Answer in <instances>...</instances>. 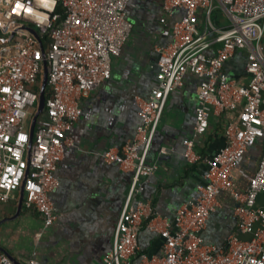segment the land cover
I'll return each instance as SVG.
<instances>
[{
  "label": "built area",
  "instance_id": "built-area-1",
  "mask_svg": "<svg viewBox=\"0 0 264 264\" xmlns=\"http://www.w3.org/2000/svg\"><path fill=\"white\" fill-rule=\"evenodd\" d=\"M128 1L0 0V201L24 180L23 204L39 212L44 226L57 217L50 192L59 185L56 169L72 142L67 132L81 113L80 99L110 78L111 62L131 34ZM161 8L160 21L175 8L182 14L170 24L169 42L156 47V82L138 101L132 138L101 153L105 162L131 172V181L111 248L96 264H129L144 222L162 239V250L140 251L139 264H264V0H162ZM240 50L246 51L241 80L224 69ZM43 61L48 95L30 139ZM188 72L200 78L193 135L183 140L182 155L190 163L205 161L204 181L171 219H160L152 203L136 194L140 177L157 168L146 155L167 97ZM226 110L236 116L224 125V144L202 156L195 138L206 131L210 116ZM259 141L260 156L248 172L245 153ZM235 175L244 188L235 184ZM222 191L232 197L236 229L247 237L229 233L217 244L205 241L202 232ZM0 264L14 263L0 251ZM27 264L41 263L31 256Z\"/></svg>",
  "mask_w": 264,
  "mask_h": 264
},
{
  "label": "crops",
  "instance_id": "crops-1",
  "mask_svg": "<svg viewBox=\"0 0 264 264\" xmlns=\"http://www.w3.org/2000/svg\"><path fill=\"white\" fill-rule=\"evenodd\" d=\"M161 2L128 1L126 16L132 30L120 55L111 62V76L80 99L81 113L67 132L72 142L65 146L56 169L59 185L50 192L55 221L44 226L39 212L24 206L20 186L9 199L0 201V251L14 264H27L31 256L41 264H96L110 250L131 172L105 162L101 153L132 138L139 121L138 101L148 96L156 82V47L169 42L170 24L182 14L175 8L166 21H160ZM200 15L197 24L201 28ZM215 46L212 44L213 49ZM245 53L238 51L224 64V69L239 80L243 78ZM199 78L188 72L183 83L169 93L146 155V161L157 168L139 180L136 197L149 200L160 219H171L176 208L192 198L197 184L204 181L205 161L190 163L182 155L183 140L193 135ZM235 116V110L210 116L206 131L195 138L194 149L202 156L213 154L225 142L227 119ZM260 153L254 146L245 153L242 163L248 172L254 171ZM235 184L244 188L238 175ZM217 201L219 205L202 232L204 240L222 244L229 233L247 237L236 229L234 202L228 192H219ZM161 245L160 236L144 222L138 250L129 264H139L140 251L161 253Z\"/></svg>",
  "mask_w": 264,
  "mask_h": 264
},
{
  "label": "water",
  "instance_id": "water-1",
  "mask_svg": "<svg viewBox=\"0 0 264 264\" xmlns=\"http://www.w3.org/2000/svg\"><path fill=\"white\" fill-rule=\"evenodd\" d=\"M30 31H32L33 33H36L33 28H30ZM46 85H47V63L46 61H43L42 75H41V82H40V86L38 90L37 104H36L35 111L33 112L31 119H30V127H29L30 139L32 138V135H33V130H34L36 119L44 108ZM23 181L24 180H22V182L20 183V190L22 194H23Z\"/></svg>",
  "mask_w": 264,
  "mask_h": 264
},
{
  "label": "trees",
  "instance_id": "trees-1",
  "mask_svg": "<svg viewBox=\"0 0 264 264\" xmlns=\"http://www.w3.org/2000/svg\"><path fill=\"white\" fill-rule=\"evenodd\" d=\"M41 75H42V73L39 75V78H38V80H37V83H36V85H35V87H34V89H35V91H37L38 92V90H39V86H40V82H41ZM48 95V92H47V90H45V97ZM261 141H259V142H257L255 145H254V147H255V149H261Z\"/></svg>",
  "mask_w": 264,
  "mask_h": 264
},
{
  "label": "rangeland",
  "instance_id": "rangeland-1",
  "mask_svg": "<svg viewBox=\"0 0 264 264\" xmlns=\"http://www.w3.org/2000/svg\"><path fill=\"white\" fill-rule=\"evenodd\" d=\"M219 14V13H218Z\"/></svg>",
  "mask_w": 264,
  "mask_h": 264
}]
</instances>
